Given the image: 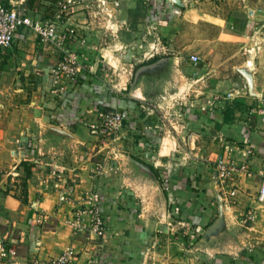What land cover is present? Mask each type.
Segmentation results:
<instances>
[{"label": "crops", "instance_id": "1", "mask_svg": "<svg viewBox=\"0 0 264 264\" xmlns=\"http://www.w3.org/2000/svg\"><path fill=\"white\" fill-rule=\"evenodd\" d=\"M3 1L7 6L18 5L17 0ZM97 2L100 6L91 11L90 17L84 12H74L62 22L63 26L82 29L80 32L86 40L84 44L78 41L71 44L82 70L74 81L64 80L62 93L52 91L50 71L58 61V51L42 43L32 30L20 27L12 45L0 49V88L7 87L6 91H10L4 94L0 89L3 92L0 94V237L16 247L22 257H50L72 245L77 251L76 264L95 261L97 264H169V258L168 261L157 255L148 257L145 251L151 231L146 221L150 220L147 216L145 220L141 218L144 212H137L136 200L141 196L139 187L134 184L149 176H135L129 171L137 166V159L148 163L146 159L152 155H155L156 169L158 165L165 168L183 165L163 154V139L158 133L161 129L163 133L165 128L158 115L162 112H158L157 107H163V100L168 97L193 105L185 109L184 115L197 128H206L207 114L209 118L214 116L221 124L220 131H224V150H231L234 162L246 161L252 174L259 176L252 182L258 190L264 175V117L257 109L264 107V98L254 93L250 100L256 103L255 107L243 113L250 117L242 114L240 119H234L235 123L231 118L225 121L227 108L213 111L211 107L206 109V97L191 98L195 90L192 83L197 80L186 77L191 70L187 72L180 64L179 52L175 51L170 58L172 61L164 63L162 50H158L163 37L161 32L153 37L138 31L140 25L133 29L124 26V21L110 13V0ZM24 3L32 4V8L28 10ZM24 3L20 5L32 17L47 18L55 11V5L52 7L46 0H24ZM40 4L44 7L42 12L36 10V5ZM151 38L155 42L147 44ZM154 45L155 50L151 49ZM168 74L176 79L169 80ZM179 74L191 82L184 92L179 85ZM9 87L12 90H8ZM237 100H242L241 95ZM103 109L125 114L123 128L107 141L102 134H92L89 128L97 112ZM228 114H232V110ZM226 126L230 128L225 129ZM193 135L202 140L194 137L190 141L194 147L200 146L197 149L205 151L204 148L212 144L206 132L199 130ZM173 136L174 145L184 143L179 136ZM189 148L190 164L181 167H194L195 175L173 171L169 176L170 168L168 174L163 175L169 185L165 187L170 189L167 195L174 207L177 206L173 214L182 213L180 217L202 233V227L213 218L209 196L213 194L214 181L204 170V160L195 157L198 151ZM22 180L23 192L19 185ZM95 190L102 196L107 222L101 238L91 230L89 215L82 206L86 203V193ZM76 214H81L80 222L84 227L80 230L69 222ZM167 214L170 217L169 212ZM207 231L212 232V226ZM208 233L199 238L203 240L199 246H209V250L192 252V256L185 259H172L179 264L184 260L186 264H264V255L225 254L221 247L217 249L218 245H225L218 242V237L215 241L209 240ZM137 247L142 257L138 263L131 262L128 256L133 255Z\"/></svg>", "mask_w": 264, "mask_h": 264}, {"label": "rangeland", "instance_id": "2", "mask_svg": "<svg viewBox=\"0 0 264 264\" xmlns=\"http://www.w3.org/2000/svg\"><path fill=\"white\" fill-rule=\"evenodd\" d=\"M46 1L51 2L52 7L54 5L56 7V0ZM110 1V13L121 22L124 21V26L133 29L140 25L138 31L144 35L147 34V36L153 35L154 37L155 33L160 32L161 36L163 34L158 50H162L161 55L164 57V63L167 64L169 59L176 54L175 51L179 52L180 64L188 69L187 72L191 70V73H187L189 76L186 77L197 80L192 83L195 90L191 93L193 94L191 98L195 100L206 97L205 102L208 106L206 109L211 107L213 111L223 110V108L232 110V114L228 115L231 118L230 121L235 123L234 119H240L243 115L245 116L243 113L251 107H255L256 103L250 100L254 93H258L264 98V0ZM97 3V0H73L67 15L84 12L87 17H90L91 11L98 6L101 5L104 8L102 1L99 2L100 5ZM40 5H36L38 12H42L44 9L43 4ZM24 6L28 10L32 8V4L24 3ZM53 12L52 10L50 15ZM139 19L141 20L139 21ZM143 19H147L149 22H145ZM80 30L82 31V29ZM80 30L78 29L79 33ZM154 42V39L151 38L147 44ZM191 43L193 44L187 46ZM155 46L151 49L155 50ZM147 48H149L148 45ZM192 53L199 57L197 65H192L189 62ZM170 61L172 60L170 59ZM168 75L169 80L175 78L171 74ZM186 77L179 74V85H181L182 92L187 88V84L191 83ZM1 80L0 77V83ZM6 88H0L4 90V94L10 92L6 91ZM8 90H12V88L9 87ZM236 91L241 95V101L237 100L239 97L233 99V96L227 97L228 93L236 94ZM3 92L0 91V94ZM163 101H165V105L157 107L158 112H162L158 115H160V121L162 123L164 121L165 128L163 133L162 129L161 133H158L159 137L163 139V154L170 155V158L177 163L181 164L182 162L183 165L189 166L192 157L189 146L192 147L193 152L198 151V155L195 154V157L204 160V170L214 181L212 190L209 189L213 192L209 197L214 211L211 222L202 227V233L195 231L194 225L190 221L180 217L182 213L178 216L173 214L177 206L174 207L173 201L167 195L170 189L167 190L165 186L169 185L165 181H160V175H167L168 168L172 170L169 176L173 171L178 174L186 172L195 175L196 169L181 167L183 165L177 167V164L169 165L168 168L158 165V177H156L145 165H141L137 161V166L130 168V173L135 176L144 174L149 176V179L146 178L134 184L139 187L138 194L141 196L136 200L137 212H144L141 218L145 220L147 216L150 220V223L146 221L151 228L145 250L148 257L157 255L161 259L168 260L169 258L171 260H168L169 264H179V261L172 258L185 259L188 255L192 256V252H206L209 250V246H199L203 241H200L199 238H202L204 233H208L206 229L209 226H212V232L208 233L207 238L215 241V238L218 237V242L225 246L218 245L217 249L221 247L220 249L225 254L236 252L242 256L264 255V200L257 201V188L252 185V182L259 176L235 174L225 179L220 178L216 170V161L225 157L226 154L222 145L226 138L224 131H220L221 124H218L214 116L209 118L207 114L208 122L204 124L206 128L203 126L194 127L195 125L189 122L188 116L184 115L185 109L193 105L184 103L182 100L172 101L170 97ZM202 110L204 111V109ZM248 117H250L249 114L246 118ZM251 124L253 123L251 122ZM227 128L230 127L226 126L225 129ZM199 130L206 132L211 139L212 144H208L204 148L205 151L202 150L203 148L197 149L200 147L199 145L194 147L190 144L194 137L197 141H202L200 136L193 135V132L198 134ZM119 131L115 135L113 133L102 134V137L105 140L114 138ZM173 134L179 136L184 143H181L180 146L176 143L174 145ZM234 141L236 144H240L235 139ZM158 145L154 149L158 148ZM129 155L134 157L132 153ZM129 161H134V159L129 158ZM146 161L155 166V155L148 156ZM23 184V180L19 182L21 192L24 190L23 186L25 185ZM87 205L89 204L82 203L84 209ZM249 210L254 213L253 221L244 220L245 214ZM168 212L170 217H168ZM168 221L171 222L169 227L166 225ZM215 221H217V226L214 224ZM98 236L101 238L102 235ZM138 248L140 249L137 247L132 251L134 256L126 255L131 262L138 263L142 257ZM181 264H186V261L184 260V263L182 261Z\"/></svg>", "mask_w": 264, "mask_h": 264}, {"label": "built area", "instance_id": "3", "mask_svg": "<svg viewBox=\"0 0 264 264\" xmlns=\"http://www.w3.org/2000/svg\"><path fill=\"white\" fill-rule=\"evenodd\" d=\"M73 0H56L54 13L47 18L32 17L27 14L24 7L20 4L24 0H17L18 5L7 6L3 0H0V49L9 48L17 30L21 28L30 29L39 38V40L55 48L58 51L59 58L55 65L50 69L52 78V91L56 93L64 92V80L74 81L82 70V64L78 59L76 50L71 46L72 42L78 41L85 43V38L75 26H63L62 22L68 13L69 7ZM190 61L196 65L199 57L196 54H190ZM228 93L227 97L236 98L240 94ZM259 98V97H258ZM259 115L264 117V107L259 106L257 109ZM125 114L117 110L103 109L97 112L94 121L90 122L89 128L92 134H112L121 130L124 126ZM250 150H247V154ZM216 170L218 176L225 179L231 175L252 174L246 161L241 163L234 162L231 156V150L227 149L225 157L216 161ZM258 201L264 200V175L261 176L260 184L257 190ZM85 201L87 204L84 209L89 215L90 227L97 235L103 233L107 225L105 214L103 212V200L98 190L86 193ZM254 213L249 210L245 214L244 220L253 221ZM81 214H76L69 222L75 229H82ZM168 227L171 222L166 224ZM161 231V229H158ZM23 258V259H22ZM77 251L74 246L66 247L62 252L50 257H39L31 255L22 257L16 247L6 243L0 237V264H76ZM92 264H97L92 262Z\"/></svg>", "mask_w": 264, "mask_h": 264}, {"label": "trees", "instance_id": "4", "mask_svg": "<svg viewBox=\"0 0 264 264\" xmlns=\"http://www.w3.org/2000/svg\"><path fill=\"white\" fill-rule=\"evenodd\" d=\"M228 112H229V110L227 111L226 114H224V120L225 121H228L230 119V117L228 115ZM137 161L140 162V163H142L143 165H145L151 173H153L156 177H158V171H157V169L152 164L146 163V162H144L142 160H139V159H137ZM165 179H166V176H164V175L160 177V181H162V182ZM164 184H165V182H164ZM195 231H197V228L196 227H195Z\"/></svg>", "mask_w": 264, "mask_h": 264}]
</instances>
